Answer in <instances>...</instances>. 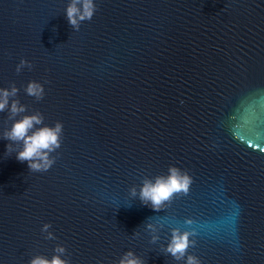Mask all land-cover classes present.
Segmentation results:
<instances>
[{
    "label": "water",
    "instance_id": "1",
    "mask_svg": "<svg viewBox=\"0 0 264 264\" xmlns=\"http://www.w3.org/2000/svg\"><path fill=\"white\" fill-rule=\"evenodd\" d=\"M70 2L0 0V88H19L21 115L64 125L53 166L32 172L0 113V264L57 245L70 264L129 250L186 264L165 252L173 228L195 231L202 264H264V0H94L79 31ZM22 59L32 67L17 73ZM170 166L192 176L187 195L160 211L130 196Z\"/></svg>",
    "mask_w": 264,
    "mask_h": 264
},
{
    "label": "clouds",
    "instance_id": "2",
    "mask_svg": "<svg viewBox=\"0 0 264 264\" xmlns=\"http://www.w3.org/2000/svg\"><path fill=\"white\" fill-rule=\"evenodd\" d=\"M96 10L94 0H71L66 8V16L72 28L79 31L81 23L91 20ZM26 66L31 68V62L22 59L16 67L17 73H20ZM19 91L15 84L11 88H0V113L7 111L8 119L14 121L10 129L4 130L2 136L3 139L11 142L7 146L9 154L13 151V144L22 143V149L16 153V159L20 162L27 161L32 172H46L55 163V157L51 156V153L61 147L64 125L59 121L54 127L44 125V116L40 112L21 115L26 113L27 105L22 104L19 99H14ZM25 92L37 101L45 96L44 85L35 80L27 84ZM17 117L20 118L17 119ZM192 183L193 178L187 171L170 166L167 175L156 176L154 180L144 178L139 191L136 186H133L130 189V196L132 198L138 196L144 205L160 211L170 206L177 194L187 195ZM186 223L192 224L193 221L188 219ZM50 228L51 224L46 223L43 225L42 232L47 233L46 239H55L54 233L49 231ZM147 228L153 233L158 232L157 226L152 223H148ZM194 235H196L195 231H181L180 228H173L171 240L165 249L166 254H171L177 261H182L187 256L186 264H202L196 255L188 254L189 247L196 243L195 240L190 239ZM158 239V235L152 236L153 243ZM54 251L55 255L51 259L37 255L31 259L30 264H70L68 259L62 258L67 251L64 246L57 245ZM118 264H144V260L134 251L129 250L120 258Z\"/></svg>",
    "mask_w": 264,
    "mask_h": 264
}]
</instances>
